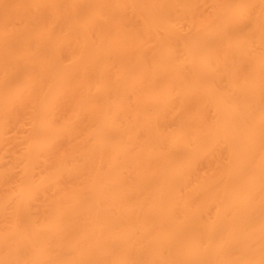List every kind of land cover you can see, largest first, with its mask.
Segmentation results:
<instances>
[{
    "label": "bare ground",
    "instance_id": "1",
    "mask_svg": "<svg viewBox=\"0 0 264 264\" xmlns=\"http://www.w3.org/2000/svg\"><path fill=\"white\" fill-rule=\"evenodd\" d=\"M0 264H264V0H0Z\"/></svg>",
    "mask_w": 264,
    "mask_h": 264
}]
</instances>
